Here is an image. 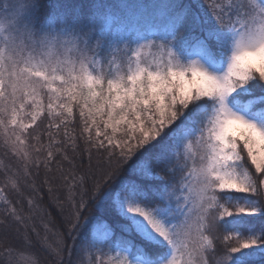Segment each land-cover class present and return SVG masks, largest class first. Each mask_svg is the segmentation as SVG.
I'll return each mask as SVG.
<instances>
[{
    "label": "snow or ice",
    "instance_id": "obj_1",
    "mask_svg": "<svg viewBox=\"0 0 264 264\" xmlns=\"http://www.w3.org/2000/svg\"><path fill=\"white\" fill-rule=\"evenodd\" d=\"M45 110L73 153L67 125L79 112L94 181L78 202L87 177L67 185L71 243L48 246L53 264H209V255L264 264V0L3 3L0 140L25 161V176L26 137ZM48 135L32 147L47 152L36 168L51 172L61 141ZM7 183L19 190L15 177ZM0 202L10 203L2 189ZM13 228L29 247L26 219L10 206L0 235ZM5 247L0 264H11ZM29 264H40L34 253Z\"/></svg>",
    "mask_w": 264,
    "mask_h": 264
},
{
    "label": "trees",
    "instance_id": "obj_2",
    "mask_svg": "<svg viewBox=\"0 0 264 264\" xmlns=\"http://www.w3.org/2000/svg\"><path fill=\"white\" fill-rule=\"evenodd\" d=\"M5 2H10V0H0V6ZM71 2L86 5L88 0H71ZM59 120L60 118L57 117L55 122L59 123ZM49 123L47 111L45 110L44 114L38 119L37 124L34 125L32 129H29L30 135H28L26 139L28 141V150L31 154L32 162L28 165L29 174L27 176L24 175L25 161L12 155L11 151L8 150L4 146L3 141L0 140V189L3 190L4 195L10 202L7 205L0 202V218L4 217L5 210L8 207H14L17 212L26 219L28 236L31 240V245L29 247H24V245L15 239V228L9 230L6 236L0 235V248H3L6 252L7 249L5 246H10L14 250L10 257L11 264H19L20 258L23 255L32 256L33 253L35 257L39 256L44 259L46 263L53 264L55 257L49 254L48 246L51 245L55 247L57 241L61 238H64L65 245L71 243L70 240L66 239L67 225L62 220L61 210L58 206V202H60L63 207L66 205L68 206L66 203L67 185L73 182V177H75L78 184L80 176L83 174L87 177L86 187L82 190L77 186L75 191L78 195V199H80L82 192L86 200L91 196L90 189L94 181L90 174V169L88 168V154L84 152L86 145L84 141L80 139L82 135V122L79 112H75L74 121L67 125L69 134L76 137L77 148L75 153H73L71 148H65V127L62 126L57 133L55 129L48 128ZM101 129H103V125H101ZM108 131H110V129ZM49 132L55 135L57 140L61 141L60 144L52 146L54 159L51 163V172L45 170L43 163H41L39 169L36 168L35 160L37 157L41 161H44L47 157V152L42 150L40 153H36L32 147L33 145L47 146L50 143ZM35 135H39V142L32 138ZM57 149L66 151L72 163L64 160L62 154L57 152ZM99 156L100 153L93 149V165H95ZM81 160L84 161L83 166H81ZM244 160L247 167L251 169V165L247 164L246 153H244ZM58 166L62 167V173L58 170ZM252 171L254 174V170ZM65 176L67 180L64 179ZM99 176L100 173L97 172L96 178H99ZM9 177H15L18 180V191L12 189L11 186L8 185L7 181ZM46 177L49 180L48 184H45ZM177 179H179V175ZM49 187H51V192L49 191ZM58 191L59 193H57ZM29 199L33 201L31 209L28 203ZM33 229H35V231H33ZM23 230L24 228L21 226V231ZM217 235L219 239L216 241V247L217 253L220 254L225 250V245L219 242L224 233L220 232L217 233ZM77 240L79 241V237ZM64 255H67L66 248Z\"/></svg>",
    "mask_w": 264,
    "mask_h": 264
},
{
    "label": "rangeland",
    "instance_id": "obj_3",
    "mask_svg": "<svg viewBox=\"0 0 264 264\" xmlns=\"http://www.w3.org/2000/svg\"><path fill=\"white\" fill-rule=\"evenodd\" d=\"M47 103V99H46V96H45V104ZM102 125V124H101ZM109 134H111V130L109 131ZM118 138V137H117ZM97 173V172H96ZM91 180H92V178H91ZM60 191V190H59ZM59 191L57 192V193H59ZM62 191V190H61ZM76 200H77V202L79 201V199H78V195H76ZM68 208H69V206H65L64 207V209H65V211L62 213L61 212V217H62V220L65 222V224L67 225L66 226V230H68V224H67V222H66V216H67V214H68ZM60 216V215H59ZM219 242H220V244L222 243V244H224L223 243V236H222V238L219 240ZM230 244L231 243H234V242H229ZM65 257H67V255L65 256ZM32 258V256H30V255H23L21 258H20V261H19V264H29V260ZM38 259H39V261H40V264H48V263H46L45 262V260L44 259H42V258H40L39 256H38ZM207 259H208V261H209V264H214V258H213V256H211V255H209L208 257H207ZM44 260V261H43Z\"/></svg>",
    "mask_w": 264,
    "mask_h": 264
}]
</instances>
